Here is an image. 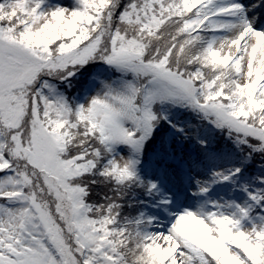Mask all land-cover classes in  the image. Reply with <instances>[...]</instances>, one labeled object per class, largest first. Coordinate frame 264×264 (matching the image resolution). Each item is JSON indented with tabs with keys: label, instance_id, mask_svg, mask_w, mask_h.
<instances>
[{
	"label": "rangeland",
	"instance_id": "rangeland-1",
	"mask_svg": "<svg viewBox=\"0 0 264 264\" xmlns=\"http://www.w3.org/2000/svg\"><path fill=\"white\" fill-rule=\"evenodd\" d=\"M187 3L199 4L201 14L185 25L213 28L212 43L184 48L179 45L184 39L171 28L172 41L182 49L160 61L153 57L155 40L125 39L129 28L118 29L111 21L107 0H0V17L9 22H0V167L12 162L11 171L0 177V195L9 196L0 202L1 264H125L111 257L105 232L95 227L83 195L98 193L104 180L113 186L129 178V169H140L141 142L162 136V126L154 134L162 123L157 113L173 122L184 112L187 117L174 124V159L151 155L142 164L141 169L152 170L166 199L156 203L153 214L160 219L145 236L146 244L165 264H197L193 239L198 234L243 238L257 247L264 234V161L257 154H264V104L253 100L250 86L264 79V0ZM18 26L22 38L12 35ZM114 28L122 31L112 38ZM200 30L198 37L207 36V28ZM186 49L190 53L183 57ZM100 58L105 65L79 93L78 80L71 85L75 72ZM69 97L80 98L81 108ZM203 105L217 115L215 121L198 114ZM243 115L256 121L247 122L257 129L250 141L240 135L232 139L224 128L239 132L228 119ZM91 127L103 131L113 157L94 150ZM68 135L72 154L64 157ZM248 165L254 172L239 168ZM85 174L86 181L77 180ZM205 244L216 262L218 251ZM227 247L247 264V247Z\"/></svg>",
	"mask_w": 264,
	"mask_h": 264
},
{
	"label": "trees",
	"instance_id": "trees-1",
	"mask_svg": "<svg viewBox=\"0 0 264 264\" xmlns=\"http://www.w3.org/2000/svg\"><path fill=\"white\" fill-rule=\"evenodd\" d=\"M107 4H109L110 11L112 13V17H110L111 21L115 24V26H118V29H120V26L124 24V26L126 25V27L129 28V32L127 34V37L125 38L126 40L135 41L136 43L145 42L148 44H150L154 40L156 41L155 46L158 47V50H155L153 57H157L160 61H167L169 56L171 57L172 55L174 57H177V55L175 54H178L179 49H182L177 46L178 42L174 43L172 41L171 35H173V32L169 31L171 28L175 27L174 29H176L184 39L185 43L179 44L184 48L186 46H189L188 48L190 49H198V46H200L199 42L201 41H203L205 44L212 43L213 30L205 26L204 23L196 28L187 27L185 25L186 19L191 17L193 18L194 16H199L201 14V8L197 3L193 4V6H190L188 5L187 0H107ZM98 13L99 12H96L97 15ZM1 14L7 15L4 12H2ZM0 22L9 23L7 18L1 17ZM206 25H209L208 22H206ZM23 27L24 32L26 24L25 26L23 25ZM203 27L207 28V36L202 34L203 37H198V33L201 31L200 29H202ZM12 28V35L17 38H22L23 33L21 34L20 31L23 28H21V26ZM209 29L210 32L208 31ZM115 31H117V34H119L122 30H117L115 28L111 30V36H113L112 38H114L116 34ZM185 37H187V39H190L191 41L187 42ZM154 47L150 49L148 48L146 50V53L151 54ZM72 52V54H74L75 56L78 55L76 50H73ZM185 52L186 55H188L190 53V50H184L183 57H186L184 56ZM147 54H144L143 56L141 53V58L145 57V59H149V57L152 56L151 55L146 57ZM185 60L186 59L184 58V61ZM138 61L140 60L138 59ZM232 61L230 64L233 65V67L236 66V62L233 61V64ZM104 63L105 60L103 58L98 59L96 62H88L86 64V66H88L87 68H84V70L80 69L78 72H75V75L73 77L77 79L75 81L71 79L73 81L71 82V85L76 83V81L78 80V88L76 89L80 90L79 93L82 94L87 89V87L91 85L92 78L95 77L98 71L103 68V66L105 65ZM179 72L181 73L182 69H180ZM146 74H143V78L148 75ZM250 87L254 90V93H252L253 100L259 101L258 103H260V105H263L264 79L256 81L254 83V86ZM72 91L73 89L70 88L71 96ZM37 94L39 96L40 104L43 109L41 95L40 93ZM79 99L76 100L75 97H69V100H76L74 106L79 105V107L81 108ZM228 103L230 102L228 101ZM74 106L73 110L76 109ZM203 106V111L198 112V114L203 116V118L208 117L209 119L215 121L217 119V115L213 114V111L207 108L205 105ZM159 114L161 115L162 123L160 124L159 128L158 126L157 128H155L154 134L155 132H159L162 126V136H160L155 142H141V148L143 149L145 156L148 153L156 151H162L163 153L170 155V150L168 147V140H170L169 131L174 126L170 121L171 119L168 115L163 114V117L162 113H157V117L159 116ZM184 117H187L186 112L181 115V118ZM249 119L247 118V116L243 115V121L251 124L256 123V121ZM224 128L230 131L232 139H235V136L237 135H240L247 141L254 139L253 136L247 133L241 131L235 132L226 127ZM91 132L93 133L94 139L96 141L94 150L97 148L98 151H100L101 155H105V159L108 157H113L114 152L112 151L108 140H106L103 131L98 129L95 130L94 127L92 128ZM70 137L71 135L67 136L66 143L61 149L64 157H68L72 154V152H70V149L73 147V143H71ZM253 143H256L259 147V141H254ZM4 152L6 155V151ZM257 154H259L261 159L264 161V159L262 158V156H264V154H262V150H258ZM99 159H101L100 156ZM23 163L25 162L23 161ZM3 165L4 166L2 168L0 167V177L5 171H11L10 167L12 165V162L10 160H7ZM26 165L29 170H33L32 168H34V166L30 162H26ZM252 166L248 165L247 167H245V169L252 171ZM96 172L97 170L93 171V175H95ZM115 174V172H112V175L119 179V177H117V175ZM128 174V179H125V181L122 180V182L119 181L116 185L113 186L111 181L104 180V183L102 184L103 187L100 188V191L98 193L92 192V194L90 195L91 191L89 192V194H85L84 192V203L89 207V215L94 220V223H96L95 227L99 231L105 232L104 239L111 247L110 253L112 258H114L115 260L119 259L125 264H165L167 263L166 260L160 258L158 254L154 253L150 249L148 244H146L147 239L145 238V236H147V230L152 224L153 218L150 215H146L142 219V211L145 210L149 205L152 206L155 200H158L160 198V194L157 188L154 187V185L150 182L149 178L142 172L132 173L129 171ZM88 176V174H85L83 176L79 175L76 178L77 180L81 179V181H86L88 179ZM103 188H105L106 190L101 191L103 190ZM26 190L27 189L24 188L21 194L26 193ZM109 190L113 192L110 193ZM96 191L97 190H94V192ZM18 195H20V193ZM93 196H95V198H93ZM8 197V195H0V202L6 201ZM195 242L198 246V249L200 250V255H197V262L199 264H242L240 260L230 255L224 243L218 242L210 236L199 237L195 240ZM205 243L210 244L212 248H214V250L218 251L219 257L216 262H212L213 256L209 254ZM232 243L234 247L237 246V248H240L239 245L241 244L243 245V247H247L249 249L250 259L246 260L247 264H264V235L260 237L257 247H249V244H247L242 239H236L232 241ZM238 252L242 257H245L243 252H241L240 250H238Z\"/></svg>",
	"mask_w": 264,
	"mask_h": 264
},
{
	"label": "water",
	"instance_id": "water-1",
	"mask_svg": "<svg viewBox=\"0 0 264 264\" xmlns=\"http://www.w3.org/2000/svg\"><path fill=\"white\" fill-rule=\"evenodd\" d=\"M229 122L233 123L234 125H236L238 128L242 129V130H245L253 135L256 134V128L248 125V124H245V123H242L240 122L239 120H236V119H233V118H230L229 119Z\"/></svg>",
	"mask_w": 264,
	"mask_h": 264
}]
</instances>
